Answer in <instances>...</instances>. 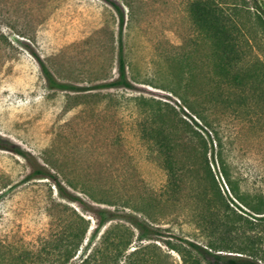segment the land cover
Returning <instances> with one entry per match:
<instances>
[{"label":"rangeland","instance_id":"obj_1","mask_svg":"<svg viewBox=\"0 0 264 264\" xmlns=\"http://www.w3.org/2000/svg\"><path fill=\"white\" fill-rule=\"evenodd\" d=\"M205 1L0 0V140L49 157L62 180L95 196L76 192L89 204L146 210L150 219L139 213L142 220L174 236L181 224L196 225L205 209L199 179L209 170L197 155L201 139L195 130L208 142L209 166L223 196L237 212H249L220 174L213 125L225 131L230 171L242 191L264 196V63L259 65L264 32L254 17L258 6L264 10V0H225L227 14L235 5L241 13L243 38L235 37L234 53L222 48L229 41L217 47L212 22L211 29L200 27L198 5ZM121 42L132 86L97 88L119 77ZM38 58L59 81L77 89H50ZM161 125L171 134L169 148L147 136ZM169 151L184 181L173 200L160 204L156 199L169 182ZM30 171L0 151V189L8 182L5 172L21 180L16 176ZM29 194L23 193L26 199L10 216L18 219L20 211L25 221L33 219ZM83 213L91 220L87 243L96 219ZM207 217L222 226V213L220 219L213 212ZM255 227L264 238L260 218ZM155 243L166 248L160 239Z\"/></svg>","mask_w":264,"mask_h":264},{"label":"trees","instance_id":"obj_2","mask_svg":"<svg viewBox=\"0 0 264 264\" xmlns=\"http://www.w3.org/2000/svg\"><path fill=\"white\" fill-rule=\"evenodd\" d=\"M224 4L225 0H207L199 4V25L202 29H211L208 23L212 22L217 47H221L219 41H229V44L222 48L234 53L235 37L238 40L243 38L239 22L241 13L235 5L233 12L227 14ZM254 17L264 32V10L258 6ZM124 21L122 15V25ZM216 58L235 60L231 56ZM37 60L50 89H77L76 86L59 81L43 60ZM263 63L264 59L259 56V65ZM131 86L121 42L119 77L96 87L104 89ZM199 115L205 120L202 114ZM184 124L191 128L186 121ZM194 132L201 139V145L196 150L197 155L209 170L205 171L204 176L200 174L199 179L204 183L200 188L199 197L205 209L198 212L199 220L196 225L191 222L181 224L179 234L174 236H167L159 227L147 221L150 218L146 210L133 206L135 212H119L110 207L89 204L76 192L86 193L91 198L95 196L76 188L69 180H62V172L56 170L49 157L44 154L37 156L34 151L15 141L0 140V151L13 154L14 161L21 168L29 166L31 169L29 173L16 176H22L21 180H13L9 173L3 174L8 182L0 189V226L5 227V232L0 230V233L3 232L0 234V264H264V238L256 232L255 227L259 218L264 222V196L242 191L239 180L235 179L230 171L225 131L221 125L214 124L212 151L220 174L230 194L249 211L237 212L223 196L209 166L208 142L200 132ZM169 135V129L162 125L147 134L149 139L155 140L162 149L169 148ZM172 158L170 151L167 152L165 167L169 173V182L156 199L160 204L163 200H173L180 193L181 183L184 181L182 171L175 168L173 161L170 162ZM23 193H30L27 206L32 209L33 219L28 222L22 218L20 211V218L10 216V211L16 203L26 199ZM75 204L96 219V227L87 243L91 220L76 208ZM13 210L16 213V210ZM212 212L217 219H220L222 213L221 225L225 228L224 232L219 230L222 226L215 223L213 218L207 217ZM139 213L146 216L147 220H142L138 216ZM30 221L36 223V229H32ZM163 237L169 238L165 240ZM159 239L166 248L155 243ZM173 253L178 255V260Z\"/></svg>","mask_w":264,"mask_h":264}]
</instances>
